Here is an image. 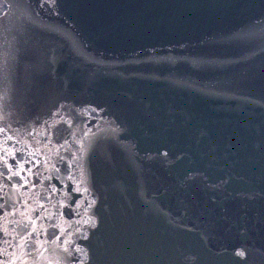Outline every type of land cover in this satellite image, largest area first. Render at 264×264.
Returning a JSON list of instances; mask_svg holds the SVG:
<instances>
[{
  "label": "water",
  "instance_id": "obj_1",
  "mask_svg": "<svg viewBox=\"0 0 264 264\" xmlns=\"http://www.w3.org/2000/svg\"><path fill=\"white\" fill-rule=\"evenodd\" d=\"M0 264H264V0H0Z\"/></svg>",
  "mask_w": 264,
  "mask_h": 264
}]
</instances>
